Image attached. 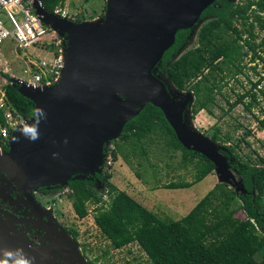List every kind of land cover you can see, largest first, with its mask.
I'll list each match as a JSON object with an SVG mask.
<instances>
[{
	"label": "water",
	"instance_id": "1",
	"mask_svg": "<svg viewBox=\"0 0 264 264\" xmlns=\"http://www.w3.org/2000/svg\"><path fill=\"white\" fill-rule=\"evenodd\" d=\"M213 1L106 0L103 17L77 22L47 12L36 1V13L62 37L63 67L58 81L50 86L33 87L11 78L34 108L46 111L47 120L41 122L36 142L12 130L8 149L0 150V171L8 184L28 197L31 190L41 186L68 188L71 178L102 174L105 147L120 136L128 120L151 103L162 110L183 147L201 153L214 163L221 182H233L237 194L244 192L237 170L231 167L232 157L228 160L215 141L183 122L182 110L193 93L183 95L167 79L179 96L171 97L165 84L151 72L157 70L178 30L190 29L191 38L196 39L199 27L209 19L200 15ZM106 15L108 23L102 32L96 23ZM197 22L199 25L193 27ZM14 136H20L19 142ZM53 153L58 156L53 158ZM55 235L71 264H88L74 239L62 229ZM5 247H23L34 257L33 264H70L64 260L67 258L57 259L0 218V248Z\"/></svg>",
	"mask_w": 264,
	"mask_h": 264
},
{
	"label": "trees",
	"instance_id": "2",
	"mask_svg": "<svg viewBox=\"0 0 264 264\" xmlns=\"http://www.w3.org/2000/svg\"><path fill=\"white\" fill-rule=\"evenodd\" d=\"M64 2L43 0V6L52 12L56 5ZM204 17L209 19L199 27L195 45L187 47L190 29L178 30L174 42L157 65V72L164 74L178 90L193 93L192 114L201 110L211 113L209 106L220 84L227 76L242 71V59L249 53L251 62L258 61L264 68V0H214L202 11L200 18ZM52 47L56 53L58 46L52 44ZM3 75L8 77L6 73ZM262 79L254 82L253 88ZM259 89L264 96V88ZM249 94L251 100L245 104L247 109L257 101L256 92ZM4 95L12 109L24 119L31 117L34 103L18 91L14 82L4 86ZM244 96L240 95L230 107L243 101ZM260 123L264 127V117ZM155 136L164 139L172 149L181 150L182 160L195 169L193 180L169 182L164 188L190 187L214 171L213 162L180 144L162 110L151 103L125 123L108 151L112 159L120 154L128 159L124 144L134 155H145L146 145ZM211 139L217 142L220 138L213 134ZM1 148L8 149L4 143ZM228 150L221 152L228 160L231 157L234 160L231 167L237 170L236 175L241 178L245 191L237 194L227 183L217 182L177 220L159 217L119 189L109 180L108 170L84 178H71L67 195L78 218L87 216L88 205L93 204L94 223L113 248L135 242L152 264H264V159L261 164L251 163L242 159L233 147L229 146ZM96 179L103 182L108 200L97 193ZM237 200L240 203L234 207ZM238 210L244 217L236 215ZM89 264L97 263L90 260Z\"/></svg>",
	"mask_w": 264,
	"mask_h": 264
},
{
	"label": "rangeland",
	"instance_id": "3",
	"mask_svg": "<svg viewBox=\"0 0 264 264\" xmlns=\"http://www.w3.org/2000/svg\"><path fill=\"white\" fill-rule=\"evenodd\" d=\"M239 1L242 0H232V2ZM65 4L70 12L76 13L77 20H96L103 17L106 0H65ZM198 25L199 22L193 27ZM192 30L194 31L195 28ZM193 45H195V40L191 38L187 47ZM12 50V46L8 43L1 48L0 96L4 91V86L13 82L12 77L25 81L30 75L25 56L14 50L12 52ZM53 50L54 47L50 49L49 45H46L36 49L35 52L51 58ZM241 65L240 73L227 76L226 81L220 84L221 88L215 93V100L209 106L211 113L201 110L192 114L193 96L182 110L181 118L187 128L198 131L208 139H211L213 134H217L220 138L215 142L218 148L229 152L228 147L231 146L242 159L261 164V159H264V127L261 126L260 121L264 117V96L259 88H264V68L258 61L251 62L250 53L242 59ZM151 72L165 84L166 91L171 97L179 98L168 84L164 74L158 73L156 69ZM4 73L8 77L3 75ZM260 77L263 79L256 88H253V83ZM181 91L183 95L188 92ZM251 91L256 92L257 101L250 109H247L245 104L251 100L249 94ZM242 94H245L243 101L230 107V103L237 100ZM153 139L146 145L147 153L145 155H134L129 152L130 147L123 144L128 159H125L121 154L112 159L108 168L111 174L109 180L159 217L177 220L184 216L217 182H221L218 178L219 174L213 171L190 187L164 188L163 185L169 182L193 180L195 169L192 164L182 160L181 150H174L167 146L165 140L159 136H155ZM110 143L113 145V140ZM195 152L197 151L195 150ZM231 162L234 160L232 159ZM232 183L227 182L231 188H233ZM11 186L7 182L6 175L0 171V200L8 207L6 210L0 206V218L33 243L34 236H29L20 225L23 221L27 223L28 218L16 219L17 209L12 206V203L17 204L20 201L22 194L14 185L12 189L16 191L17 195L12 194ZM94 186L97 193L103 195L105 201L108 200L103 182H95ZM37 192L41 194L40 197L37 196L39 201L46 202L51 206L50 212L55 218V228L54 231L40 237L36 245L50 253L53 252L57 259L67 258V254L63 252L57 241L58 238L55 237L54 232L59 228L77 242L78 251L81 252V256L86 258L88 264L90 260L97 264H152L135 242L119 249L111 246L110 241L102 235L94 223L93 204L88 205L87 216L78 218L71 206V200L67 195L68 188L65 185L41 186ZM239 203L240 200H237L233 206L237 207ZM236 215L244 217L241 210H238ZM68 259L64 260L71 264ZM256 259L259 257L256 256Z\"/></svg>",
	"mask_w": 264,
	"mask_h": 264
},
{
	"label": "built area",
	"instance_id": "4",
	"mask_svg": "<svg viewBox=\"0 0 264 264\" xmlns=\"http://www.w3.org/2000/svg\"><path fill=\"white\" fill-rule=\"evenodd\" d=\"M36 1L43 6V0H0V60L1 48L8 43L14 51L20 52L27 60V70L30 75L25 81H21L33 87H41L55 84L60 77L63 67L62 37L36 13ZM49 13L74 22L80 21L76 19V13L70 12L65 2L63 5H56ZM52 44L58 48L56 53L55 49L52 51L51 58L35 52L36 49L46 45L51 49ZM0 115L1 149L2 143L8 145L10 130L14 129L13 125H19L25 119L12 109L5 99L4 91L0 96ZM111 146L110 144L105 148V170H108L112 162L108 151Z\"/></svg>",
	"mask_w": 264,
	"mask_h": 264
},
{
	"label": "flooded vegetation",
	"instance_id": "5",
	"mask_svg": "<svg viewBox=\"0 0 264 264\" xmlns=\"http://www.w3.org/2000/svg\"><path fill=\"white\" fill-rule=\"evenodd\" d=\"M2 150V148L0 149ZM11 186V185H10ZM12 189V186L11 188ZM39 188H37L38 190ZM12 194H16V191L12 189ZM37 190H31L29 192V196L21 195L20 201L16 203H12L17 209L16 212V219H20L21 217L28 218V222L25 221L21 222V226L23 230H26L29 236H34V244L39 241V238L42 237L44 234L54 231L55 225L54 221L55 218L50 212L51 206L48 203H42L37 198L41 196ZM22 194V193H20ZM3 202L0 200V206L4 209H8L7 204H2ZM43 204H45L43 206ZM5 210V211H6ZM2 220V219H1ZM59 228L55 232H59ZM54 232V233H55ZM55 236V235H54ZM56 237V236H55Z\"/></svg>",
	"mask_w": 264,
	"mask_h": 264
},
{
	"label": "clouds",
	"instance_id": "6",
	"mask_svg": "<svg viewBox=\"0 0 264 264\" xmlns=\"http://www.w3.org/2000/svg\"><path fill=\"white\" fill-rule=\"evenodd\" d=\"M47 120V113L42 107H35L32 110L30 120H25L19 125H13L14 130L19 132L25 139L36 142L40 139V124ZM20 136H14L13 140L19 142ZM64 143H67L65 138ZM53 158L58 153H53ZM34 257L30 256L23 247L0 248V264H33Z\"/></svg>",
	"mask_w": 264,
	"mask_h": 264
},
{
	"label": "bare ground",
	"instance_id": "7",
	"mask_svg": "<svg viewBox=\"0 0 264 264\" xmlns=\"http://www.w3.org/2000/svg\"><path fill=\"white\" fill-rule=\"evenodd\" d=\"M107 23H108V15H106L104 18L100 19L97 23H96V26L97 28H99L102 32L105 31L106 29V26H107ZM89 25H92V24H89ZM70 52V50H68V53ZM67 56L64 57V59L66 60ZM54 85V84H52ZM55 90H57V87L54 88ZM25 121V120H24Z\"/></svg>",
	"mask_w": 264,
	"mask_h": 264
}]
</instances>
